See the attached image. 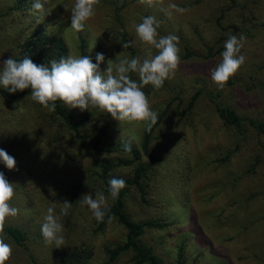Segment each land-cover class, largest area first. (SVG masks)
I'll return each instance as SVG.
<instances>
[{
	"label": "rangeland",
	"instance_id": "rangeland-1",
	"mask_svg": "<svg viewBox=\"0 0 264 264\" xmlns=\"http://www.w3.org/2000/svg\"><path fill=\"white\" fill-rule=\"evenodd\" d=\"M73 3L47 0L40 13L32 10V0H0V62L14 58L17 43L40 29L63 38L64 57L80 56L82 36L93 63L96 54L103 53L100 70L107 65L115 69L120 58H145L150 46L137 38L133 25L154 16L160 35L179 37L180 64L161 88L143 86L153 111L165 113L148 146L155 161L143 182L144 200L127 186L124 212L133 221L163 223L160 228H145L138 241L164 264H173L178 244L183 245L182 264H264V132L245 122L225 124L215 111L216 105H225L239 115L264 120V0H154L151 6L140 0H100L80 32L70 25ZM170 4L177 8L169 9ZM220 13L222 25L239 26L234 33L220 32L215 24ZM122 34L133 52L122 48ZM220 34L227 35L222 44L229 35L245 37L239 53L245 61L231 77L233 83L215 95L209 70L220 62L223 50L206 55V49L219 46L213 42ZM184 48L195 54L184 56ZM129 76L139 82L137 73ZM193 94L192 106L186 109ZM69 109L77 119L89 114L81 124L84 132L95 124L107 126L100 139L103 147L138 146L147 125L117 121L99 108ZM91 143V137L75 138L54 113L31 99L30 92L10 102L0 97V148L16 160L15 170L0 163V171L14 183L10 204L19 209L5 227H14L23 236L18 245L5 231L0 234L13 248L5 264H63V255L79 244L92 250L85 264L131 263L130 252L107 262L103 246L122 242L125 230L108 214L97 222L80 202L83 194L103 191L108 205L112 203L98 175V161L126 155L95 151ZM131 170L132 166H119L110 176L124 177ZM64 200L71 207L61 217L64 245L56 248L44 243L40 228L47 208L59 214Z\"/></svg>",
	"mask_w": 264,
	"mask_h": 264
},
{
	"label": "clouds",
	"instance_id": "clouds-1",
	"mask_svg": "<svg viewBox=\"0 0 264 264\" xmlns=\"http://www.w3.org/2000/svg\"><path fill=\"white\" fill-rule=\"evenodd\" d=\"M47 0H32V10L43 13ZM100 0H74L70 9V25L77 31H83L85 22L94 17L95 6ZM141 4L151 6L154 0H140ZM169 9H176L170 4ZM67 11V7H65ZM167 11V9H165ZM183 11V9H180ZM160 22L154 16L143 17L133 25L137 38L150 46L143 60L139 57H123L101 71L99 65L104 61L103 53H97L93 63L88 55L61 57L52 59L48 64H36L29 55L21 59L10 56L0 62V86L10 93L30 89L31 99L55 111L57 100L68 108L81 111L99 108L117 121L147 122L146 130H151L158 120L143 86L151 84L154 89L163 86L166 79L174 76L180 64L179 37L174 34L160 35L157 29ZM244 36L229 37L223 43L220 62L209 70L211 81L218 89H223L228 80L235 75L245 61L240 53ZM131 42L122 44L129 47ZM151 49H155L153 54ZM129 73H137L139 82L130 78ZM125 150L131 151V144H125ZM0 163L8 170L16 169V160L0 148ZM108 192L113 200L118 198L120 190L126 186L123 178L111 177L107 181ZM15 195L14 183L0 171V234L4 232L8 217H16L19 209L10 204ZM81 205L87 206L97 222H102L109 210L103 191L95 195L83 194ZM71 202L64 200L59 214L48 207L42 217L41 236L46 245L59 248L64 245L61 217L68 214ZM110 219V217H109ZM13 248L0 236V264H5L12 256Z\"/></svg>",
	"mask_w": 264,
	"mask_h": 264
},
{
	"label": "trees",
	"instance_id": "trees-1",
	"mask_svg": "<svg viewBox=\"0 0 264 264\" xmlns=\"http://www.w3.org/2000/svg\"><path fill=\"white\" fill-rule=\"evenodd\" d=\"M223 14L220 13L215 18V24L220 29V32H223L225 29H230L229 33H234L239 26L231 23L227 26L222 25L221 19ZM264 25V23L262 24ZM121 40L123 43L126 42L125 35L122 34ZM227 35L220 34L214 40L213 44H219V46L214 50L210 51L212 46L207 47L206 55H212L213 53L220 52L223 50L222 41L226 38ZM78 48L81 55H88L84 49V38L78 36ZM130 52H133V49L129 46L127 47ZM67 54V47L63 38L61 36H55L43 32L40 29H36L28 33L25 37L20 40L16 45V52L14 59H21L25 55H29L30 58L36 64L45 63L52 59L59 60L61 57H64ZM195 53H192L188 49L184 48L183 55L191 56ZM200 55V54H199ZM233 79L230 78L227 82V85H231ZM221 89H218L216 86V94ZM30 89H25L23 91H16L15 93H9L4 88H0V97L5 102H10L11 100L26 95L30 92ZM196 94H193L187 100L186 109L192 106ZM177 103H180V97L175 96ZM56 108L54 113L68 128L77 139H85L88 137L92 138L91 147L95 151H119L124 153L126 156L123 158H107L102 157L98 161V175L108 191L107 181L111 178L110 173L113 169L119 166H132L130 175H126L123 178L126 181V186L120 190L118 198L115 200L112 199V203L109 205L108 215L114 217L117 223H119L125 230L124 240L120 243L113 245H104L103 252L107 256V262H114L121 254L125 252H130V264H164L162 259L154 254L149 248L145 247L143 244L139 243L138 239L142 234L145 228H160L163 226L162 222L144 219L141 221H133L129 216L124 212L123 209V197L126 192V187L131 186L136 189L141 200H144V185L143 182L148 176V172L154 164V156L149 152L148 146L151 138L153 137V132L156 126L161 121L162 116L165 113V110H162L158 113V120L154 124L151 130H146V127L143 129L140 137V142L138 146L131 145V151L125 150V144H118L110 147H103L100 144L101 137L106 132V125H93L90 132H84L81 129V124L84 120L89 117L88 113L83 114L79 119L75 117L73 112L66 107L61 101L57 100L55 102ZM215 111L218 117L225 123L231 126H237L241 122H245L248 126L255 129L257 132H264V120L257 119L255 117L243 116L236 113L233 109L225 105H216ZM4 231L8 234L13 241L20 245L23 238L19 230L14 227L6 226ZM183 245L178 244L175 250V258L173 264H182L183 258ZM92 254V250L85 244H79L73 246L66 254L61 258L63 264H85L87 259Z\"/></svg>",
	"mask_w": 264,
	"mask_h": 264
}]
</instances>
